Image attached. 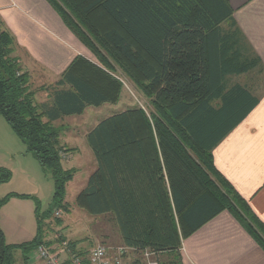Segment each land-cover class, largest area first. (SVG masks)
<instances>
[{
  "label": "trees",
  "instance_id": "obj_1",
  "mask_svg": "<svg viewBox=\"0 0 264 264\" xmlns=\"http://www.w3.org/2000/svg\"><path fill=\"white\" fill-rule=\"evenodd\" d=\"M48 1L99 61L108 63L101 48L110 53L153 108L114 113L89 131L96 169L76 196L78 207L92 216L111 215L124 246L143 256L149 250L160 264H184L183 239L223 211L264 249V224L216 168L212 154L243 115L240 84L232 85L229 76L259 62L242 47L245 39L227 0ZM17 46L14 35L0 27V115L51 176L54 191L52 207L44 212L35 195L0 197V207L13 197L35 199L38 222L34 238L15 244L7 242L0 224V264H14L15 249L51 245L44 240L43 218L70 209L67 186L75 170L63 165L62 153L70 149L53 123L88 106L116 102L122 89L77 55L57 81L40 88L47 91L41 100L15 54ZM11 178L12 171L0 167V184ZM57 242L70 261L89 264L91 249H81L79 240Z\"/></svg>",
  "mask_w": 264,
  "mask_h": 264
},
{
  "label": "crops",
  "instance_id": "obj_2",
  "mask_svg": "<svg viewBox=\"0 0 264 264\" xmlns=\"http://www.w3.org/2000/svg\"><path fill=\"white\" fill-rule=\"evenodd\" d=\"M227 2L245 39L242 47H247L250 53L259 58V62L249 71L229 76L232 85L240 84V113L243 115L215 145L212 154L216 168L247 200L255 215L264 224V0ZM0 27L9 30L16 38L18 46L15 54L20 57L23 67L30 72L33 82L35 80L32 76L37 70L29 69V59L35 60L33 62L42 68L43 79L51 85L60 78L77 55L84 54L73 33L47 0H0ZM46 97L47 95L41 100ZM21 143L23 146L17 145L18 154L22 155L24 163L32 167L25 170V178L35 188L20 193L36 195L39 191L36 188L38 185L34 186L33 182L36 183L42 168L31 154L26 153V147L22 141ZM11 204L28 208L30 212L33 208V214L35 213L34 205L29 199L13 197L0 207V224L7 242L15 244L31 240L37 233L36 224L27 225L25 219H19L20 215L11 216L9 220L5 215L2 216L1 209ZM24 213L26 214V210ZM118 240V245L124 246L119 232ZM47 241L52 242L47 246L53 252H59L64 263L76 264L70 261L67 250L57 242ZM182 243L184 264H264L262 246L228 211L214 217L184 238ZM116 245L114 243L108 246L112 255L120 247ZM78 246L81 249L89 247L82 243ZM21 255V264H45L37 249ZM125 261L128 264H146L144 256L133 252L129 247Z\"/></svg>",
  "mask_w": 264,
  "mask_h": 264
},
{
  "label": "rangeland",
  "instance_id": "obj_3",
  "mask_svg": "<svg viewBox=\"0 0 264 264\" xmlns=\"http://www.w3.org/2000/svg\"><path fill=\"white\" fill-rule=\"evenodd\" d=\"M73 35L75 36L77 44L84 50L82 56L94 63L104 73H107L108 76L120 82L122 89L119 99L116 102H108L100 106H88L82 114L66 116L60 121L53 123L54 127L60 130V141L64 143L66 149H70L69 151L64 150L62 153L64 158L63 165L66 169L73 168L75 174L74 179L67 186L66 202L70 208L69 211L60 208L56 210V212L60 211L59 214L55 212L50 216H45L42 221L43 236L45 242H48L47 240L57 242L58 237L60 239H78L83 245L89 246V249L98 245L108 247L114 243L117 244L116 246H120L118 245L120 244L118 240L119 231L112 221L111 215L92 216L78 207L75 202L76 196L86 186L90 174L96 169L95 156L87 143V134L102 119L114 113L132 107H142L150 113L153 108L150 98L147 97L135 81L123 71L110 53L101 48V53L108 63L106 64V62L99 61L90 48H88L74 33ZM33 61L36 62L32 59L28 60L29 69H32V71L37 70L38 72L35 71L32 76L33 80H35L32 89H37V95L42 99L47 95V91L45 89L41 90L40 88L48 86L49 84L43 79L44 76L42 75H44V73L42 72V68ZM13 140L15 142H13ZM18 144L21 145V141L6 119L0 115V167H6L12 171L11 180L0 184L1 198L11 192L19 191L18 193H20V191H31V189L35 188L32 187L25 178V170L29 169L31 166L22 161V155L18 154ZM28 156L33 159L31 155ZM35 162L37 164V161ZM35 182L36 183L33 182V185H38L36 188L39 190L35 196L40 200V210L44 212L52 207L51 202L54 191L53 180L50 175L45 174L43 169H41L39 171V177ZM29 200L34 205V209H36L37 201L33 198H29ZM24 210H26V214ZM33 212V208L30 212L28 208L24 209L12 204L1 209L2 216L5 215L8 220L11 216L15 217L16 215H20L21 217L19 219H25L24 222L27 225L31 224L32 226L36 224V231H38L36 212L34 214ZM30 213L31 215H29ZM56 217L62 218V222L58 223ZM57 244L62 246L61 242H57ZM60 249L59 247L58 250L60 251ZM25 253H27V251L23 249H15L14 264H21V254L25 255ZM150 258L160 263L159 257L152 254L150 257H145L146 264ZM74 259L76 258L74 257Z\"/></svg>",
  "mask_w": 264,
  "mask_h": 264
},
{
  "label": "built area",
  "instance_id": "obj_4",
  "mask_svg": "<svg viewBox=\"0 0 264 264\" xmlns=\"http://www.w3.org/2000/svg\"><path fill=\"white\" fill-rule=\"evenodd\" d=\"M57 214L60 213V211L56 212ZM128 252V247L126 246H120L117 248L116 253L113 255L110 253L109 248L106 246L98 245L90 250L89 253V264H128L125 261V254ZM37 253L42 259L45 264H65L61 257L51 251V249L45 245L41 244L37 247ZM153 253L149 250L144 251V256L150 257ZM147 264H160L157 260L154 259H148ZM75 262L77 264L81 263L80 259H75Z\"/></svg>",
  "mask_w": 264,
  "mask_h": 264
}]
</instances>
